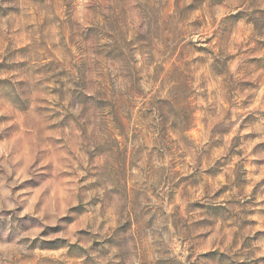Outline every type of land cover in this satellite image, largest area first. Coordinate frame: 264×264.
Wrapping results in <instances>:
<instances>
[{
	"label": "clouds",
	"instance_id": "clouds-1",
	"mask_svg": "<svg viewBox=\"0 0 264 264\" xmlns=\"http://www.w3.org/2000/svg\"><path fill=\"white\" fill-rule=\"evenodd\" d=\"M181 2L186 7L195 0ZM237 12L240 17L233 16ZM46 15L49 26L38 31L37 22L31 41L39 48L47 39L63 51L55 72L40 70L47 50L16 55L9 63L27 62L26 67L4 74L10 87L0 93V264H44L37 249L57 237L61 252L47 264H71L67 250L74 245L83 249L82 264H212L202 253L217 247L227 249L229 264H264V214L248 215L251 189L236 188L238 175L251 181L261 172L252 160H264V151L250 155L264 144V103L252 113L256 123L240 130L248 110L241 111L237 87L245 78L264 83V72L245 77L247 55L236 43L241 35L247 43L248 33L239 25L264 15V0H203L191 13L169 11L165 0H48ZM197 20L204 28L194 26ZM89 27L99 34L85 39ZM206 38L207 52L201 50ZM27 42L13 31L0 52L7 55L5 49ZM237 47L240 54L230 56ZM218 62L228 65L222 77L215 71ZM181 86L184 96L177 94ZM44 93L48 98L41 101ZM189 95L204 105L202 114L224 98L231 105L223 125L238 135L242 155L215 179L207 178V169L233 145L221 136L209 138L207 127L197 145L185 147L169 135L143 158L142 141L129 137L138 104L151 111L147 121L136 116L137 122L159 131L180 123L178 113ZM42 102L48 110L39 107ZM247 132L255 139L245 140ZM214 142L219 146L213 148ZM125 151L132 154L128 164ZM181 153L191 159L177 168L174 157ZM192 172L201 178L198 187L182 181ZM224 185L232 190L217 197ZM256 199L264 209V194ZM195 200L228 209L223 227L237 243L221 246L223 230L210 240L201 235L197 222L214 218L192 207ZM244 221L256 223L244 231ZM256 232L262 235L251 239Z\"/></svg>",
	"mask_w": 264,
	"mask_h": 264
},
{
	"label": "rangeland",
	"instance_id": "rangeland-1",
	"mask_svg": "<svg viewBox=\"0 0 264 264\" xmlns=\"http://www.w3.org/2000/svg\"><path fill=\"white\" fill-rule=\"evenodd\" d=\"M48 0H0V46L3 44V40L6 34H11L15 31L19 35L22 41H28L27 43H21L20 47L11 48L10 50L5 49L7 55H4V52H0V93L7 94V91L10 87V82L5 73H12L15 70L25 69L27 62L16 64L9 63L10 60L14 59L16 55H44L47 50V55L45 56L46 63L41 66V71L44 73H54L56 68V62L59 61L63 55L61 49L54 47L53 42L47 39L41 40V45L39 48L32 47L31 41V29L37 26L38 22V31L46 30L49 26V20L46 15V5ZM165 3L168 6L169 11H175L177 8L184 13H191L199 9L200 5L203 3V0H195V3L188 4L186 7L182 5L181 0H165ZM90 10V5H86L84 9L85 15ZM259 11V9H257ZM234 17H240L241 13L237 12L233 14ZM87 23V21H85ZM248 23L252 24V28H248ZM195 27L204 28V25L199 24L198 20L193 21ZM240 32L248 33L247 43L245 38L241 35L238 37L236 43L237 45L243 46V51L247 55V61L243 65V72L245 77L254 76L257 72H264V56L257 55L259 52H264V15L260 18L250 20L244 24L239 25ZM214 31V30H213ZM99 34L98 29L95 27H89L83 36L85 39H92L93 37ZM208 39L206 38L203 44L201 45L202 51H210L207 48ZM241 49L239 47L235 48L234 51L230 52V56L234 57L240 54ZM181 50L179 48L175 51V57L178 58L181 55ZM111 55V54H110ZM56 57V61L52 60L51 57ZM215 71L221 77L228 71V65L224 62H218L215 65ZM259 80V77L256 78ZM237 87L239 88V94L243 97L241 104L243 105L241 111L245 109L248 110V114L244 116V120L240 125V130H244L246 127H252L256 123V117L253 116V112L256 110L255 106L258 104L264 103V83H257L253 79L245 78L241 79L238 82ZM186 89L181 86L177 90V94L184 96ZM209 91H211V86L209 85ZM47 94L44 93L41 95V101L47 100ZM186 104L180 108L178 117L180 123L177 124L173 122L171 125L166 128L162 127L159 131L156 130L154 126H149L148 123L139 124L135 119L136 116H139L140 120L147 121V114L150 113L151 109H144L143 105L138 104L133 119L129 120V137L137 141H142V147L145 149L141 153V157H147L150 153L147 149H155L157 140L171 136L173 139H180L181 143L185 147L190 145H197L201 140V131L202 128L207 127L209 138L212 136H221L224 138L225 142L232 143L233 147L228 153L227 156H224L222 160H218L216 165L212 168L207 169V178L215 179L220 174L221 170L227 167L229 164H232L234 160L242 155L241 151L237 150V145L239 143V137L232 136L231 129L223 125V120L228 119L230 116V108L227 98H224V103L221 105L219 101H216L215 108L209 107L207 113L202 114L200 108L204 105H201L199 101L189 95L186 96ZM204 99V97H201ZM147 102V101H146ZM168 102L165 101V104ZM205 105L208 104V101L205 100ZM39 107L42 110H48L47 103H41ZM170 111L173 109L169 108ZM182 131V136H177V131ZM232 136L231 141H228V137ZM120 139V137H117ZM245 140H254L255 134L247 132L245 134ZM219 146L218 142L212 144L213 148ZM259 151H264V144H257L252 148V154H256ZM132 154L129 151H125L124 160L128 164L131 162ZM191 159L190 156L184 155L183 153L174 157L175 164L174 166L179 168L181 160L183 163L187 164ZM170 164L173 163L172 160L169 161ZM198 163V160L193 162L194 166ZM256 165L257 168L261 169L260 173L254 175L251 181L243 179V175L237 176L236 188L243 192H248L250 187V198L245 201V204L249 205L248 215H256L257 213L264 214V209H260L256 206L257 204V195L264 194V160L254 159L251 162ZM107 174V173H106ZM189 181L193 187H198L201 183V178L197 175L196 172H192L190 177H183L182 181ZM128 188L131 189V184H128ZM231 186L224 185L219 188L216 192L217 197L225 196L230 192ZM169 199L172 200L173 196L170 195ZM175 199L178 201L179 196H175ZM264 203V201H260ZM194 208H204L207 210V214L214 219L211 220H201L197 222V228L201 230V235L206 239L210 240L213 234L218 233L219 231H224V236L221 238L222 245H228L229 247L237 243L235 235L231 232L230 229H224V220L229 216L228 209L223 205H204L200 203V200H195L192 204ZM256 221H244L241 225V229L247 231L249 225H254ZM135 227V225H133ZM262 233L256 232L254 237L251 239H256L261 236ZM61 238L57 237L55 240L46 242L47 247H42L37 249V255L40 257V260L47 264V262L54 259L55 254L61 252L62 245H59L57 241H60ZM67 254L71 258V264H82L81 256L83 255V249L77 246H72L67 250ZM203 256L212 257V264H229V254L227 249L221 252L220 248L217 247L213 251L211 248L207 249L202 253ZM264 260V257H261Z\"/></svg>",
	"mask_w": 264,
	"mask_h": 264
}]
</instances>
